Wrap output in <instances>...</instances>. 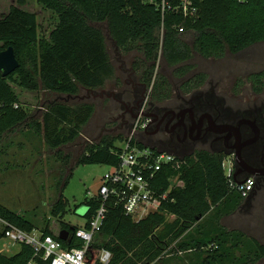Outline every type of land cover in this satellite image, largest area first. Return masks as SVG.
Masks as SVG:
<instances>
[{"label": "trees", "instance_id": "16d2710c", "mask_svg": "<svg viewBox=\"0 0 264 264\" xmlns=\"http://www.w3.org/2000/svg\"><path fill=\"white\" fill-rule=\"evenodd\" d=\"M38 2L58 17L56 27L47 37L40 35L34 12L12 6L0 18V50L13 46L20 62L19 68L6 77L0 71V149L4 147L3 152L7 154L11 144L4 146L3 142L13 134L37 135L60 162V176L65 186L74 167L80 164L118 165L120 147L116 143L125 142L126 137L124 139L121 132L107 134L99 141L89 138L84 145V127L96 112L94 102L54 99L37 114L21 105L13 85L33 92L77 96L84 89L88 92L104 89L109 82L122 84L109 50L108 33L121 55L125 54L124 50L128 52L129 47L136 46L141 63L132 64L133 72L148 85L152 97L158 99L168 97L173 91L171 78L189 77L194 54L206 59L222 58L227 53L237 54L264 42V0H192L197 11L189 15L182 11V0H166L165 4L163 0ZM160 58L161 66L169 68L171 75L161 70ZM157 68L159 77L154 76ZM201 76L199 78L204 80V75ZM250 81L261 89L264 71L253 73ZM190 85L194 86L192 79L184 88ZM81 141L83 152L74 155L73 148ZM139 144L145 146L143 142ZM178 174L185 185L172 189L160 210L139 221L127 215L123 206L112 199L97 237V240L102 236L104 239L101 243L96 240L87 253V260L91 264H105L96 261L98 250L105 248L112 253L107 264H153L165 261L169 251L194 252L197 259L194 264H258L264 258L262 242L253 239L252 249H248L245 259L241 260L234 250L241 249L245 235L228 231L218 224L213 226L214 218L236 211L245 199L231 187L223 156L206 150L184 157L178 155L176 161L160 171L153 187L163 194L168 190L169 178ZM59 193L52 205L54 217H64L70 204L61 188ZM233 193L235 198L231 197ZM83 204L87 207L84 216L88 226L101 202L91 197ZM213 209L215 216L209 217ZM207 216L212 219L208 223L210 229L205 227L209 236L205 239L204 231L199 228L207 222ZM0 218L29 232L38 230L32 220L2 201ZM50 225L47 219L41 232L60 240L66 249L82 247L83 241L75 236L79 226L62 222L58 231H54ZM7 229H0V241ZM64 229L70 231L67 240L59 236ZM20 246L13 254L0 251V264H50L49 260L36 255L32 246Z\"/></svg>", "mask_w": 264, "mask_h": 264}, {"label": "rangeland", "instance_id": "374dc122", "mask_svg": "<svg viewBox=\"0 0 264 264\" xmlns=\"http://www.w3.org/2000/svg\"><path fill=\"white\" fill-rule=\"evenodd\" d=\"M147 2H156L157 0H145ZM12 6H19L28 11L34 12L37 15L39 23V33L41 36H49L52 30L56 27L58 17L51 10L47 9L43 4L39 3L38 0H0V18L8 13ZM107 33V32H106ZM188 37L191 35L188 33ZM107 40L109 44V50L114 59V63L119 69L118 74L122 77V84L109 82L106 85V95L100 97V89L98 91L88 92L82 90L77 96H63L57 94H49L45 91L33 92L13 85L15 90L18 92L21 105H25L37 114L42 113L43 106L50 100L61 99L67 100L68 102L77 101H88L96 104V112L92 117L91 121L87 126L84 127V133L82 141H86L84 145L92 138L94 141H99L104 135L107 134H118L123 133L124 139L134 133L133 127H136L137 120L134 118L130 123H125L122 117L119 106L113 104L114 100L109 99L107 96L111 93H120L122 88L126 86L125 80L128 79L127 75L132 80H138V74L133 72L132 64L141 63V55L138 54L137 48L129 47L128 52L124 50L125 54L121 55L116 47L115 42L107 33ZM1 45V43H0ZM128 53V54H127ZM161 56V55H160ZM160 66L162 65V59H159ZM193 68L190 69L189 77L192 79L194 85L201 83L202 88H213L219 93L226 94L234 98L236 101L235 93L248 94L251 97L254 96V89L252 88V82L250 77L253 73L264 71V42L256 43L255 45L237 53H227L222 58H203L198 53L194 54L191 60ZM161 70L168 75H171V71L167 67L161 66ZM159 69L157 68L156 73L158 74ZM204 75V80L199 77ZM159 77V75H157ZM155 78V77H154ZM174 81H178L173 78ZM156 78L153 79V82ZM150 92V90H149ZM260 100L264 101V87L261 90ZM112 98V97H111ZM130 116V114H128ZM128 116V117H129ZM128 117L125 119L128 120ZM145 120V117H143ZM141 129L138 127L136 130V137L141 140ZM14 138L16 146L11 147L9 154L4 156L5 160H15L12 153L20 155L19 163L26 160V156L29 153L35 152L31 156L30 162V174L27 169L25 173H16V177H9V172H5L0 175V201L5 203L8 207L19 210L30 220H34L41 231L45 228L47 219L50 220V224L54 227L55 231H58V226L62 223H68L73 226H83L87 219L84 216L86 206L83 202L91 198L92 195L99 193L100 187L103 184V176L111 170V166L108 164H80L75 166L72 170L67 186L64 185L63 180L60 176V162L50 154L51 152L43 145L40 138L37 135H28L25 133H19L12 137ZM11 139V138H10ZM81 141V143H82ZM22 143V144H21ZM78 144L76 148H73V154L79 155L83 152V143ZM117 146H124L123 140H119L116 143ZM18 146V147H17ZM70 149V148H69ZM71 150V149H70ZM74 154V155H75ZM26 155V156H25ZM35 155V156H34ZM2 159V157H1ZM36 161V163H34ZM226 160V164L228 165ZM29 166V163L26 162ZM16 165H12L10 168L14 169ZM3 165L0 166V168ZM21 164L18 169H23ZM26 168V167H24ZM61 185V186H60ZM64 185V188H63ZM59 188L63 196L70 201L68 212L64 217H54L51 215L52 204L57 198ZM63 189V191H62ZM60 194V193H59ZM236 194H232V198H235ZM2 199V200H1ZM246 199V198H245ZM245 199H243L245 201ZM4 200V201H3ZM247 208L242 210H236L234 212H228L223 214L220 218H214L213 226L218 224L224 229L229 231H238L245 235L244 243L241 249L234 250L237 256H241V260L246 256L248 249L253 247V239L259 240L264 244V227L260 221L264 220V213L258 215L249 214L246 212ZM215 212V209L208 215L211 217ZM207 216V218H208ZM174 216H171L173 219ZM206 218V219H207ZM212 218H208L207 222H204L199 228L204 231L205 239H208L206 228L210 229L208 223ZM258 220V221H257ZM259 222V223H258ZM206 227V228H205ZM0 229H3L0 225ZM104 239L102 236L97 240L98 243ZM8 244L7 239L0 241V248L4 249ZM20 245L16 244L12 246L7 254H13L20 250ZM194 252H173L169 251L165 256L168 261H161V264H188L186 261H190V257ZM192 262V261H191ZM258 264H264V258L261 259Z\"/></svg>", "mask_w": 264, "mask_h": 264}, {"label": "flooded vegetation", "instance_id": "af4514ba", "mask_svg": "<svg viewBox=\"0 0 264 264\" xmlns=\"http://www.w3.org/2000/svg\"><path fill=\"white\" fill-rule=\"evenodd\" d=\"M127 78L122 92L107 97L119 106L125 123L139 118L141 112L149 118L139 141L182 157L198 150L223 156L236 181L254 179L253 190L238 210L245 207L254 216L264 213V101L260 100L264 84L258 89L251 81L254 96L237 92L234 101L232 94L214 87L184 88L191 77L171 78L169 96L154 99L147 84ZM106 90H100V97ZM260 223L264 227V220Z\"/></svg>", "mask_w": 264, "mask_h": 264}, {"label": "built area", "instance_id": "2783aa9c", "mask_svg": "<svg viewBox=\"0 0 264 264\" xmlns=\"http://www.w3.org/2000/svg\"><path fill=\"white\" fill-rule=\"evenodd\" d=\"M165 1L163 0V4ZM181 7L185 15L195 14L197 11L192 0H182ZM163 8L165 9V6ZM143 117L144 114L141 112L136 127H133L134 133L125 140L124 146H119V164L110 165L111 170L103 176L99 193L93 196L97 197L101 204L89 219V225L79 227L75 232L76 238L83 241L81 248L66 249L60 240L50 234H44L39 230L29 232L0 218V225L3 228L8 227L3 237L8 240V244L4 249L0 248V251L5 253L16 244H27L34 248L36 255L49 260L50 264H91L87 260V253L102 231L109 210L108 204L112 199L121 204L125 213L137 221L160 210L168 193L176 187H183L185 182L178 174L169 178L168 190L163 194H159L153 187L160 171L176 161L178 155L165 150L156 151L148 145L141 147L136 130L138 127L143 130L149 120V118L143 120ZM224 169L231 187L243 197H248L253 190L254 179L251 177L238 182L233 177L231 165L225 162ZM111 259L110 250L105 248L98 250L96 261L107 264Z\"/></svg>", "mask_w": 264, "mask_h": 264}, {"label": "crops", "instance_id": "0c3cea01", "mask_svg": "<svg viewBox=\"0 0 264 264\" xmlns=\"http://www.w3.org/2000/svg\"><path fill=\"white\" fill-rule=\"evenodd\" d=\"M19 133H16V134H13V135H11L10 136V138H8V139H6V141H4L3 143H4V146H6V145H8V144H11L10 145V148H9V150L11 149V147H15L16 146V144H15V141H14V138L12 139V137H14V136H16V135H18ZM21 134V133H20ZM41 142H43L42 140H41ZM22 144V143H21ZM43 145L45 146V144H44V142H43ZM18 147V146H17ZM46 147V146H45ZM4 148V147H3ZM0 149V166L1 165H3V167H1L0 168V175L1 174H3V173H5V172H9L10 173V175H9V177H13V179H14V177H16V173H25V171L28 169L29 171V175H31L30 174V166L32 165V163L30 162V160H31V156H32V154H34L35 152H31V153H29L30 155H25L26 157V160H24V161H22V162H20L19 163V157H20V155L19 154H17L16 152H15V154H13L12 153V156H13V158L14 159H17V162L15 163L14 161L15 160H5L4 162H2L3 161V159H4V156H7L8 154H9V151L7 152V148H6V152H7V154H5V152H3V151H5L4 149ZM35 156V155H34ZM1 157H2V159H1ZM26 162H28L29 163V166H27L26 165ZM34 163H36V161L34 162ZM10 164H12V165H16L15 167H14V169H12V168H7L8 166L10 167ZM23 165L24 167H26V168H24L23 167V169H18L19 167H20V165ZM17 178V177H16ZM58 196H59V194L57 195V198H58ZM94 195H92V197H93ZM57 198L55 199V201L57 200ZM54 201V202H55ZM53 202V203H54ZM53 205V204H52ZM52 207V206H51ZM86 211H87V207H86ZM86 211H85V213H86ZM17 212L19 213V214H21V215H24L23 213H21V211H19V210H17ZM85 213H84V215H85ZM25 216V215H24ZM33 222L35 223V225H36V222L33 220ZM86 225V223L83 225V226H85ZM37 226L39 227V225L37 224ZM46 226V225H45ZM83 226H79V227H83ZM50 227L55 231V229H54V227H52L51 225H50ZM226 230H228V229H226ZM229 231V230H228ZM178 241H176L175 243H174V245L177 243ZM180 252H183V251H180ZM190 257V261L189 260H187L186 262L188 263V264H194V262H197V259H195L194 258V255H191V256H189ZM195 259V260H194ZM169 259H166L165 261H168ZM192 261V262H191ZM173 262H171V264H172ZM153 264H161V260H159V261H156V262H154Z\"/></svg>", "mask_w": 264, "mask_h": 264}, {"label": "water", "instance_id": "95a60500", "mask_svg": "<svg viewBox=\"0 0 264 264\" xmlns=\"http://www.w3.org/2000/svg\"><path fill=\"white\" fill-rule=\"evenodd\" d=\"M20 66V62L16 56L15 49L13 46H9L3 50H0V71L3 76H8L9 74L15 72ZM70 235V231L62 230L60 232V238L67 240Z\"/></svg>", "mask_w": 264, "mask_h": 264}]
</instances>
